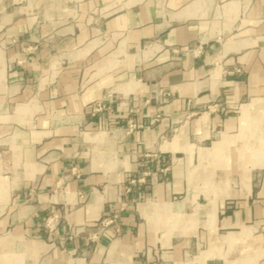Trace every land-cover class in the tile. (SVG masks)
Wrapping results in <instances>:
<instances>
[{
	"label": "crops",
	"instance_id": "0c3cea01",
	"mask_svg": "<svg viewBox=\"0 0 264 264\" xmlns=\"http://www.w3.org/2000/svg\"><path fill=\"white\" fill-rule=\"evenodd\" d=\"M261 257L264 0H0V264Z\"/></svg>",
	"mask_w": 264,
	"mask_h": 264
},
{
	"label": "built area",
	"instance_id": "2783aa9c",
	"mask_svg": "<svg viewBox=\"0 0 264 264\" xmlns=\"http://www.w3.org/2000/svg\"><path fill=\"white\" fill-rule=\"evenodd\" d=\"M163 99H167V95L163 98ZM112 100L109 99V103H105V102H98L96 104H94L92 106V115H96L98 113L104 112L106 110H110L112 107ZM144 123H137L134 120H129L127 123V127H128V131H133L139 127H144ZM148 175V173H145L143 176H133L129 179V183L128 186L126 187V192L127 193H131L133 192L137 186L145 184L146 183V176ZM119 211H114L113 213H109L104 215L100 221L97 224V230L96 232L93 233V237L97 236V234H99L105 227H107L108 225H111L115 222H117V220L119 219ZM58 222V215H51L46 219V226L48 227V229L50 231H53L56 224ZM78 233L77 230H73L70 238L73 237L74 235H76Z\"/></svg>",
	"mask_w": 264,
	"mask_h": 264
},
{
	"label": "rangeland",
	"instance_id": "374dc122",
	"mask_svg": "<svg viewBox=\"0 0 264 264\" xmlns=\"http://www.w3.org/2000/svg\"><path fill=\"white\" fill-rule=\"evenodd\" d=\"M200 249H205V248H203V245H202ZM241 264H249V263H241ZM252 264H264V257L259 258L256 263H252Z\"/></svg>",
	"mask_w": 264,
	"mask_h": 264
},
{
	"label": "bare ground",
	"instance_id": "6f19581e",
	"mask_svg": "<svg viewBox=\"0 0 264 264\" xmlns=\"http://www.w3.org/2000/svg\"><path fill=\"white\" fill-rule=\"evenodd\" d=\"M235 240V239H234Z\"/></svg>",
	"mask_w": 264,
	"mask_h": 264
}]
</instances>
